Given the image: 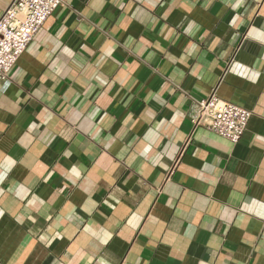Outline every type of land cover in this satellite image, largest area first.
<instances>
[{
    "label": "crops",
    "instance_id": "obj_1",
    "mask_svg": "<svg viewBox=\"0 0 264 264\" xmlns=\"http://www.w3.org/2000/svg\"><path fill=\"white\" fill-rule=\"evenodd\" d=\"M62 1L0 79V264H264V0Z\"/></svg>",
    "mask_w": 264,
    "mask_h": 264
},
{
    "label": "built area",
    "instance_id": "obj_2",
    "mask_svg": "<svg viewBox=\"0 0 264 264\" xmlns=\"http://www.w3.org/2000/svg\"><path fill=\"white\" fill-rule=\"evenodd\" d=\"M62 0H10L0 14V79H7L18 57L37 30ZM252 112L223 100L216 87L203 99L195 100L190 111L194 126L203 125L236 143Z\"/></svg>",
    "mask_w": 264,
    "mask_h": 264
}]
</instances>
